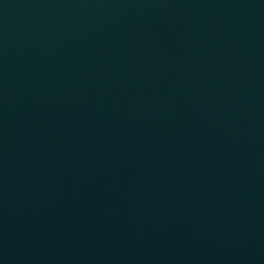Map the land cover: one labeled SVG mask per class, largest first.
I'll use <instances>...</instances> for the list:
<instances>
[{
  "label": "water",
  "instance_id": "obj_1",
  "mask_svg": "<svg viewBox=\"0 0 264 264\" xmlns=\"http://www.w3.org/2000/svg\"><path fill=\"white\" fill-rule=\"evenodd\" d=\"M0 264H264V0H0Z\"/></svg>",
  "mask_w": 264,
  "mask_h": 264
}]
</instances>
